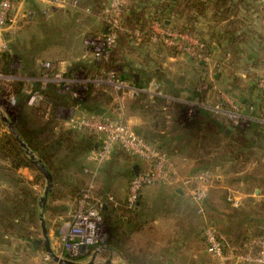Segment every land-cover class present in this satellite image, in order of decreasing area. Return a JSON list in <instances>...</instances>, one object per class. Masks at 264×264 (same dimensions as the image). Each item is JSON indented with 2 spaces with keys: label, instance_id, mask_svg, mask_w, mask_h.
<instances>
[{
  "label": "rangeland",
  "instance_id": "rangeland-1",
  "mask_svg": "<svg viewBox=\"0 0 264 264\" xmlns=\"http://www.w3.org/2000/svg\"><path fill=\"white\" fill-rule=\"evenodd\" d=\"M136 1V0H135ZM139 1V0H138ZM82 2V1H81ZM153 2V0L148 1V4ZM134 0H126L125 5H132ZM83 4V3H82ZM214 4L215 0L210 2L209 9L205 12L204 15L198 16L199 20L196 24L197 26V35L200 36L206 43H211L213 41H220L223 43L219 50L213 53L210 58V68L208 71L205 72V78L198 77V72L196 71L193 76L191 73H188L183 68L185 62L183 59L191 58L190 54L180 51V57H183L182 60H173V61H159L158 59L156 62L159 65V70L157 73H161L160 76L166 78L165 73L163 72V67L165 70L170 71V74H173V79L176 81V85H180L179 87H192L195 82L197 81V87L199 90L202 89L201 84L206 83H214L217 88L223 90L228 97L229 100L237 103L238 99L234 96L237 95L238 91H243L247 89L249 86L255 87L257 83V79L259 78V74L257 70H251L250 64L251 61L248 58V54L251 50V46H253V38H258L264 42V0H247L243 5L244 9L240 13L241 17L244 19V25L240 30V43L238 46H231L227 43L225 38V33L228 27V21H222L220 16L214 14ZM52 3L47 5V9L50 10V13H44L42 11L43 6L34 5L36 8V14L34 18L30 21H21L16 28H12L7 33L6 39L10 45V49L12 52L13 60L10 63V71L9 73L5 72L4 67L2 68V64L0 63V69L6 75H12L13 78L11 81L8 80H0V106L4 107L6 98L9 93H12V85L15 82L23 81L26 85H29V79L33 78L36 82L43 84L39 80L41 75L39 76V67L40 63H44L45 61H51L54 69L57 68V63L59 61H65V68L63 70H58L63 73V77L67 79H74V80H81L87 79L89 76L93 77V73H91L92 66L87 69V66L83 65V59L73 58L75 55L74 51L70 50L65 43L70 39H79L81 40L88 36L98 35L100 32V22L94 21L91 17L92 14L85 13L83 11H79L75 8H72L70 12H65L64 8H59L58 12L53 13ZM54 7H57L53 5ZM233 19V18H230ZM74 21V24L71 23ZM85 36V37H84ZM54 39H58L59 43L57 45L54 43ZM80 40V39H79ZM83 43V41H82ZM251 44L250 45H247ZM156 44V43H154ZM238 47V48H237ZM129 48L130 51V59L131 61H136L141 58L142 54H138V51L133 48ZM168 49H172L169 47H165ZM243 51L245 54L241 60L237 57L235 51L237 49ZM255 48L257 51L254 50L257 54H264V43L259 42L256 44ZM121 49V48H119ZM144 51L148 53L149 50L146 48H142ZM179 51V50H178ZM129 53V52H128ZM112 55V54H111ZM117 57H121V53H116ZM37 59L40 62H34L32 65V70L36 72L35 74H30L24 70V61L22 59ZM248 58V61L246 60ZM222 61L225 66L217 61ZM239 60V61H237ZM87 61V60H85ZM183 61V62H182ZM99 62V61H98ZM221 62V63H222ZM93 63V62H92ZM35 64V65H34ZM80 64V65H79ZM37 65V66H36ZM39 65V66H38ZM68 65V66H67ZM76 65V66H75ZM79 65V66H78ZM93 65V64H92ZM99 65L103 68L106 63L101 61ZM198 65V64H196ZM34 66V68H33ZM36 66V68H35ZM186 66V64H185ZM69 67H74L72 71ZM38 68V70H37ZM254 68V67H253ZM74 70V71H73ZM216 72H221L224 75L223 82L217 85L215 83V77L213 78ZM248 72L250 73V78L243 77L241 73ZM261 74V73H260ZM132 76L134 74L132 73ZM172 76V75H170ZM195 77V78H194ZM135 78V77H134ZM39 80V81H38ZM48 83V82H47ZM59 86L62 90L61 93L68 94L70 98H72L74 104L71 105H64L58 108L59 117L61 119L65 118L68 119L72 115V111H74V107L83 108V112L89 113L88 106L92 103V98H97L98 96H104L103 92V85H97L96 83H87V84H79L77 83H69L70 85L68 88L62 86L64 83H60ZM178 87V86H177ZM201 88V89H200ZM70 91L76 92L77 97H74L70 94ZM202 91H206L202 89ZM206 96L203 100H190V98H182L183 96L180 95H172L171 97H165L164 103L171 106L173 109L168 107L167 111H164L167 114H171L170 123L163 121L164 117L166 116L163 111L156 112L154 107L149 104L151 98L148 95H144L143 97H138L137 99L130 100L133 105L141 107V110L144 113V117H153L154 121L159 123V129L169 131L170 135L168 140L164 141L163 143H157L158 146L162 147L166 150L178 163L179 168H181V164L185 166L186 164V153L187 151L190 152L192 159L195 160V167L197 170L208 169L215 173V175H223L225 176V185L235 186L236 183L232 182V179L235 177V171H242V174H238L237 177H250L249 179L255 178H264V155L262 153H258L252 149H238L240 146L233 141V139H238L241 141L246 142L247 138L244 136H230L226 137L223 133L219 132L215 126L211 123H207L204 126L202 131L191 130L194 129V123L197 119L198 121V108L202 107L212 111L210 106H214L218 103L221 98L218 94H216L213 90L206 91ZM106 95H108L106 93ZM109 96V95H108ZM180 97V98H178ZM154 100V98H153ZM43 102V101H42ZM41 102V103H42ZM135 102V103H134ZM239 102V101H238ZM176 104H181L184 106V111L182 116L180 117V128L177 130L172 129L171 127L174 126L173 120L174 116L173 113L180 109L176 108ZM239 104V103H238ZM30 108H35L32 105H28ZM41 108V109H40ZM241 109V108H240ZM44 104L42 103L39 107L38 111H35L33 116L30 115L29 117V125L35 126L36 122L40 121L42 123L50 120L49 117H46L43 114ZM88 110V111H87ZM40 111V112H39ZM30 113V111L28 110ZM5 115L11 119L13 124L20 122V109L17 106L16 100L14 106L9 109H5L3 111ZM214 113V112H213ZM40 114V116H39ZM214 116L218 120L225 121V125H228V120L232 121L234 125L241 126L236 124L234 119L230 116L226 115L225 113H214ZM125 118V117H124ZM202 118L200 117V120ZM54 125L58 129H64V125L61 121L55 119ZM193 124V128H189ZM173 125V126H172ZM196 126L198 124H195ZM135 129V126H132ZM241 129L246 133H249V128L251 126H241ZM188 132L189 138L187 136L183 137L181 140H176V137L179 135ZM195 132V133H194ZM78 133V132H76ZM139 133V132H137ZM78 135V134H77ZM142 137L146 138L149 141H153L149 135L141 134ZM175 137V138H174ZM248 137V136H247ZM171 138V139H170ZM235 140V141H236ZM191 141V142H190ZM237 147V149L235 148ZM236 149V150H235ZM234 151V152H233ZM258 153V154H257ZM190 157V158H191ZM60 160V158H59ZM134 162V158L128 155L126 152L121 150L119 147L115 148L110 156L103 161L98 167L96 164H84L80 169L76 170H69V169H60V177L58 178L57 183H53L52 191L48 195L46 200L47 210L42 208V212H44V219L47 224L48 232L53 233V240L54 242L57 240L56 235L59 226L62 223V220L69 217L71 213H73L74 209L77 207V200H75V196L77 192H85L89 191L90 195L97 201L100 200L101 202L106 201L101 197V195L105 194L107 191L108 195H117L118 190H120L124 184L129 185V182L132 178V163ZM60 165V164H58ZM90 168L91 172L86 173L84 168ZM249 169V170H248ZM248 170V172H247ZM96 171V174L93 172ZM192 172L188 173L190 175ZM216 181V178L214 182ZM264 182V181H263ZM47 179L43 178L40 185L36 186L35 192L40 197L44 196L45 189L47 186ZM71 184V185H69ZM238 184V183H237ZM256 184H246L243 185L241 188L243 190H249L251 195L254 194V189ZM111 186V188H110ZM151 191L146 194L145 198V207L143 208V217L140 218L141 223L144 224L145 230H149L151 227V219L153 218L152 211L156 208V203L154 200L157 199L158 195H164V205L165 208H174V203L172 199L167 201L168 197V185H154L150 186ZM219 189V190H218ZM217 193L210 197V191L208 189V198L205 202L206 206V217L205 222L204 220L199 219L198 212L196 209L193 208L190 204V200L187 198L186 200L182 201V206L186 207L189 206L190 212L193 213V216H197V220L194 219L190 220L191 225L195 227L194 235L198 238V245H196L192 250L189 252L184 251V253L179 256L178 262L176 264H187L192 260H202L206 264H212V260L214 259L213 255L206 250V247L203 242V228L204 225L209 223L215 222L220 234L231 243L229 237L235 238L236 235L241 231V227L236 226V219L237 217H242L245 215V212L239 211L236 212L237 208H233L230 203L226 199V192L223 188H216ZM241 190V189H240ZM262 191L264 192V185H262ZM145 192V189L144 191ZM2 193V192H1ZM122 193V192H121ZM120 194V193H119ZM171 195V194H169ZM121 197L120 195H117ZM173 195H171V198ZM120 200H123L122 198ZM214 200V202H213ZM255 200H259L258 203L264 202V197L259 196H251V203H254ZM242 208V206H241ZM240 208V209H241ZM177 209V208H176ZM152 210V211H151ZM235 211V212H234ZM41 212V213H42ZM232 218H234L232 220ZM190 225V224H189ZM34 235L38 239H43V232L41 227V220L34 229ZM146 235V234H145ZM145 236H138L132 233L130 235V239L125 245L123 251L115 252L108 248L106 243L105 248L99 253L98 258L96 259L94 264H137L140 261L137 259V252L138 247L143 244ZM109 238V232H108ZM149 239V238H148ZM51 246L54 251L60 255L61 249L59 245L55 242L54 245ZM198 246V247H197ZM150 247V246H149ZM148 247V248H149ZM39 252H35L30 250L24 255L22 264H58L55 262L52 257L46 252L44 247L39 248ZM151 252V251H150ZM150 252H146L143 254L147 257L144 261H141L142 264H151V257ZM118 255L122 256L121 258L117 257ZM139 255H142L140 252ZM66 256V253L64 254ZM136 257V258H135ZM141 257V256H140ZM192 257V258H191ZM82 263H88L91 261V258H85L80 260ZM214 261V260H213ZM241 264V263H238Z\"/></svg>",
  "mask_w": 264,
  "mask_h": 264
},
{
  "label": "trees",
  "instance_id": "trees-1",
  "mask_svg": "<svg viewBox=\"0 0 264 264\" xmlns=\"http://www.w3.org/2000/svg\"><path fill=\"white\" fill-rule=\"evenodd\" d=\"M80 1L90 9L91 14L99 17L109 0ZM148 1L150 0H134L135 3L125 6L122 21L123 30L119 32L117 42L110 51L109 59L103 61L106 65L102 68L98 61H94V65L90 71L93 75L100 74L111 68L116 69L120 63V58L116 55L117 52L123 54L125 49L129 50L128 47L133 48L135 45L141 46L144 44H154L151 41V35L154 32V23L171 26L175 29L187 31L192 34H198L196 26L199 20L198 16L205 14L210 7V2L213 0H153V2L149 4ZM246 1L247 0H215L213 9L214 14L219 15L222 21L229 22L227 30L224 32V39H226L227 43L232 47L238 46V43L241 41L239 32L245 22L240 13L244 9L243 5H247L245 4ZM175 19H181L183 20V23H180L179 21L176 22ZM137 32L140 34L137 35ZM222 44L223 43L220 41L206 43V47L203 50V56L209 58L213 53L220 49ZM154 45L162 46L161 43H156ZM163 47L165 48L166 46ZM168 51L173 55H179L180 52L173 48L168 49ZM240 52L239 49L235 51L237 56H239ZM193 58L197 60L200 65H202V62H205L203 60H198L195 57ZM12 60V53H0V63L2 64V68L4 67V71L7 73L10 71L9 67ZM22 61H24V69L26 71L35 73L30 71L32 70L31 68L35 61L34 59L24 58ZM118 74L125 79L132 81L135 80L134 76L130 73L119 71ZM147 81L148 80L145 82ZM135 83L139 86L141 85L140 81H136ZM103 87L102 90L105 93H102V95L104 94L105 97L98 96L97 98H92V103L88 106L90 111H94L101 105L100 101L106 98V93H110L109 96L107 95L106 103L113 99L114 95L112 90L106 86ZM59 88L60 87L54 83H49L44 88L39 84H33L31 88L32 90H30L23 81L15 82L12 85V94L16 100L18 108L20 109V122L13 125L18 131L20 139L35 155L36 160L40 161L50 172L52 175V183L54 184L57 183L58 178L62 175L60 169H80L83 163L81 157L84 155L86 156L96 145V138L90 133L82 132L83 134L80 136V134L77 135L75 133L76 131L70 128L56 129L54 120L56 119L55 112L57 109L60 106L73 104L70 96L61 93ZM157 88L160 89L159 86H157ZM34 90H40L43 96L42 100L45 103V109L42 112L46 114L49 112L47 111L48 106L51 107L49 114L50 118H52L47 120L42 126L29 125L30 114L39 110V107L30 108L28 106V99ZM189 91L190 100H203L207 93L206 91L199 90L197 84L193 88H190ZM154 100V109L156 111L162 112V107L161 110H159L160 106H169L164 103L166 100L162 96H156ZM175 107L180 109L176 111V113H173L175 119L174 122L177 124L180 122L184 106L176 104ZM169 108L173 109L171 106H169ZM196 116H198V121L197 119L195 121V123L198 124L195 127L196 130L201 129L202 131L207 123H211L226 137L230 138V136L234 135L247 138L248 136V133L243 131L239 126L234 125L232 121L228 120V125H225V121L216 119L213 112L208 109L199 107ZM200 117L203 120H200ZM5 124L7 123L3 121L0 116V127ZM192 126L193 124L190 127L193 128ZM253 128L255 130L258 128L263 130V128L257 123H252L249 130ZM150 137L153 140L152 143L155 144L163 143L168 140L167 138L166 140H161L158 136ZM181 139V135L176 137V140ZM235 140L236 139H233L236 145L238 144V146H240L238 149L249 148L248 139L246 142L238 139ZM160 148L163 149L162 147ZM235 148L237 149V147ZM0 158L9 163V165L0 164V177L10 184L9 188L4 189L2 193H0V231L2 232V235H15L25 239L37 249L41 246L44 247V240L38 239L34 235L35 231L33 230L38 226L40 215L43 210L41 202L42 197L36 194L34 186L35 184L40 185L42 179H46V177L37 166L34 159L31 158L30 154L27 153L26 149L17 140L16 135L11 131L9 133L0 132ZM23 167H28L35 173L33 180H27L19 173V170ZM82 194L83 192H77L74 197L75 200H78ZM101 197H103L107 204L106 208L102 211V214L109 232V238L107 240L108 248L121 253L129 241L132 232L144 226L140 221V218L143 217V208L141 207V204H138L133 209L127 208L125 200L121 201L120 199H116V197H113L111 200L107 191L105 194L101 195ZM44 209L47 210L46 204ZM251 236L264 237V230H258L252 234H247L244 230H241L235 238L229 237V240L233 244H239L244 243Z\"/></svg>",
  "mask_w": 264,
  "mask_h": 264
},
{
  "label": "built area",
  "instance_id": "built-area-1",
  "mask_svg": "<svg viewBox=\"0 0 264 264\" xmlns=\"http://www.w3.org/2000/svg\"><path fill=\"white\" fill-rule=\"evenodd\" d=\"M60 8L78 7L79 0H44ZM19 0H0V53L11 52L10 45L6 39L7 33L12 26L19 21L18 11ZM126 0H109L102 14L99 16L108 27L106 33L88 36L83 44L88 48L96 61H107L110 51L117 42L119 32L123 30L122 21ZM86 11L91 13L90 9ZM154 32L151 35L153 43H161L163 46L177 49L190 54L198 60L208 61L204 57L203 50L206 42L197 34L175 29L171 26H164L158 23L153 25ZM137 35L140 33L137 32ZM61 71L55 70L51 61L43 63V71L39 80L43 85L55 83L68 88L69 83H96L112 90L114 108L118 116L107 112L102 115L91 113L73 114L70 117V124L74 130L92 134L96 138V145L86 155L88 163H94L97 167L105 161L115 148H120L131 157L145 162L148 166L144 171L134 175L128 185V193L125 198L127 208H135L141 195L149 186L170 185L174 182L183 183L187 188L189 198L197 205V211L206 217L205 202L208 198V189L214 183L216 175L211 170L205 169L194 174L181 177L177 161L157 144L142 137L124 118L125 103L128 100L137 99L142 95L154 98L162 95V91L154 86H139L134 81L125 79L118 74L115 68L94 74L87 79L74 80L63 77ZM12 75H6L0 69V80L11 81ZM202 89L214 91L221 100L212 107L220 113H225L234 119L236 124L251 126L252 123L259 124L264 131V72L257 79V90L261 98V105L254 115L244 113L238 103L229 100L225 92L214 83L201 84ZM201 89V88H200ZM201 89V90H202ZM74 97L77 93L70 91ZM43 96L40 90H34L30 94L28 104L35 106ZM15 104L12 93L6 98L5 106H0L3 112ZM49 115L47 112L46 116ZM238 126V125H237ZM239 126V127H241ZM86 173L91 172L85 167ZM96 174V171L93 172ZM112 200L113 197H110ZM226 199L234 208L240 207V198L236 189H226ZM77 207L73 213L64 220L57 231V242L61 249L60 256L80 261L85 258H92L105 248L108 240V227L102 214L101 205L103 202L95 200L89 191L83 192L77 200ZM203 239L206 250L210 252L219 262L227 264L233 261L235 264H264V237H250L244 243L230 244L221 234L214 222L203 228Z\"/></svg>",
  "mask_w": 264,
  "mask_h": 264
},
{
  "label": "crops",
  "instance_id": "crops-1",
  "mask_svg": "<svg viewBox=\"0 0 264 264\" xmlns=\"http://www.w3.org/2000/svg\"><path fill=\"white\" fill-rule=\"evenodd\" d=\"M48 4H50V2H47L44 0H19L18 11L20 14V17H19L20 19H19L17 25L12 26L10 29L16 28L21 21L32 20L36 14V8H34V5L43 6L42 11L44 13L49 14L50 10L47 9ZM51 6L53 9V13L58 12L60 10L59 9L60 7L58 8V7H54L53 5H51ZM72 8H75L79 11L81 10L85 13H88L86 11L87 7L84 4H82L80 0H79L78 7L64 8L65 9L64 11L68 13L72 10ZM88 14H91V13H88ZM91 16H92L91 18L94 21H96L98 23L100 22V24H101L99 34L101 32H104L106 27H105L104 22L100 19V17H98L94 14H92ZM175 21L176 22L179 21L180 23H183V20H181V19H175ZM71 23L74 24V21H72ZM85 38H83L82 40H81V38H79L80 40L79 39L78 40L77 39H74V40L70 39L65 44L70 50L74 51L73 55H75V56L73 58L79 59V57H80V59H83L84 62H87V63H83V65L87 66V69H89V67L94 65L93 63L96 60H95L92 52L88 48H86L84 46V44L82 43V41H84ZM58 41H59L58 39H54V43L56 45H57V43H59ZM252 42L254 43L253 46H251V44L247 43V45L251 46V50H252L249 53H247L249 56L248 58L250 59L249 61H251L250 66H252L250 71L251 70H253V71L257 70L258 74L261 75L264 72V54H262V57L260 59L259 56H261V54H257L256 52H254V50L257 51V49L255 48L256 44H258L259 42H262V43H264V42L258 38H253ZM143 47L148 49L149 52L147 53L146 50L144 51V49H142ZM134 49H136L138 51V54H140V55L142 54L141 55L142 57L136 61H131L132 59H130V51L128 49H125L123 51V54H121L120 63L118 65V67L116 68V70L118 72L124 71L125 73H130V74L133 73L134 77H135V75H137V78L135 77L134 82L140 81V83H141L140 86H144V87L149 86V85L154 86V87L159 86L160 91L163 90L162 91L163 93H162V95H158V96H162L164 98L165 97L167 98V97H171L170 94H172V95L177 94V95L183 96L182 98H188V97L190 98V91L189 90H190V88H193L196 85L197 81L195 82V84L192 87L185 86V87L181 88V87H179L180 86L179 84L176 85L177 84L176 81L172 78L173 74H170L171 73L170 71L165 70V67H163V72L165 73L166 78L163 76H160L161 73L160 74L157 73V71L159 70L158 66L165 63V62L162 63V61H166V60L173 61L176 59L182 60L183 57H180V54L179 55H173L166 48H164L163 45L160 46V45H154V44H144L141 46L135 45ZM244 54L245 53L243 51L240 52L239 56H237L239 58V60H241V58H243ZM248 58H246L247 61H248ZM157 59L159 61H161V63L159 65H157L156 62H154ZM34 60H35L34 61L35 63L40 62L35 58H34ZM85 60H87V61H85ZM183 60L186 64V66L184 64L183 68L185 69V67H186L187 68L186 70L188 71V73L192 74L191 76H193L196 71L198 72V75H197L198 77H196V80L199 77H201L202 79L206 77L205 72L208 71V69L210 68L209 67L210 66V58L208 59V61L202 62V65H200V63L197 60H195L193 58V56H191V58L188 57V58L183 59ZM239 60H237V61H239ZM221 62L222 61H219V60L217 61V63H220L223 66H225V64L223 62L222 63ZM196 64H198V65H196ZM36 66H35V68H36ZM61 67L62 68L66 67L65 61L64 62L59 61L57 63V68L55 70H60V69L63 70ZM33 68H34V66H33ZM73 68L74 67H71V68L69 67V69L71 71ZM37 70H38V68H37ZM42 71H43V63H40L39 73H38L39 76L42 74ZM35 73H30V74L33 75ZM170 75H172V76H170ZM241 75L243 77L249 76V78H250L251 74L248 72H246V73L243 72V73H241ZM140 77H141V80H140ZM214 77H215V79H214L215 83H217V85L219 86V84H221L223 82L224 75H222L221 72H216L214 74L213 78ZM146 80H148V81L145 82ZM28 83H29V85H26V86L30 90H32L31 88H32L33 84H39L42 88H44L47 84H49V83H47L46 85L40 84V83L36 82V80H34L33 78H30ZM59 90H60V92L62 91L60 88H59ZM109 94L110 93H108V95ZM143 96L144 95H142L141 97H143ZM234 97L236 99H238L239 102L237 101V103H239L241 110L244 113L256 114L258 112L260 105H261V98H260V95L258 93L256 84H255V87L249 86V87H247V89H244L243 91H238L237 95H235ZM171 98H173V97H171ZM178 98H180V97H178ZM106 99H107V95H106V98H104L102 101H100L101 105L98 106L97 108L103 107L106 109L107 113H109L113 116H118L119 115L118 111L114 108V105H113L114 96H113V99L108 103H106L107 102ZM42 101L43 100H40V102L37 105H35L34 107L35 108L40 107V105L43 103L44 109H45V103ZM71 102H73L72 98H71ZM73 104H74V102H73ZM149 104L155 108V100H153V98H151ZM166 105H168V104H166ZM161 107H162L163 113L166 115L164 117L163 121L167 122V124H168V123H170L171 114H167V112L165 113L164 111H167L169 106H167V107L165 105L160 106L159 110H161ZM212 107H214V106H210L211 110H213L214 113H219L218 111H216ZM74 109L75 110L72 111V115L73 114L80 115L81 113H83V111H82L83 108L82 109L80 108V110H78L79 107L75 106ZM47 111H49V113H50L51 107L48 106ZM94 111H90L89 113L94 112ZM156 112H158V111H156ZM34 113L35 112H32L30 115L33 116ZM214 113H213V115H214ZM58 115H59V113H58V109H57V111L55 112L56 119L62 122V124L64 125V129H69V128L73 129L71 127V124H70V118L61 119ZM6 116L8 117V115H6ZM39 116H40V114H39ZM46 117H49V115ZM124 117L129 122V124L131 126H135V130L141 134H145V135H149V136H153V137L158 136L161 140H166V138L168 139V137L170 135L169 131L167 132L165 130L159 129V123L157 121H154L153 117H150V118L144 117V113L141 110V107L133 105L130 102V100H128L125 103ZM8 119L11 121V119L9 117H8ZM174 120L172 121L174 126L172 125L173 127H171V128L174 130H177L180 128L181 122L180 123L178 122L179 124L178 123L175 124ZM201 120H203V119H201ZM44 123L38 121L35 123L36 124L35 126H42ZM195 124L196 123H194V129H191V130L196 129ZM189 128H191V127H189ZM56 129L58 130L57 127H56ZM10 131H11V129L9 128L8 124L2 125L0 127L1 133H9ZM74 131L78 132V133H76V132L75 133L80 134V136L84 133V132L82 133V132L77 131V130H74ZM197 131H201V129L197 130ZM181 136H182V138L185 136H187V139L189 138L187 131L185 133L181 134ZM247 139L249 140V143H248L249 148L248 149L255 150L258 153H262L264 155V132H263V130H261L259 128L256 130L254 128L249 130ZM190 157H191L190 152L187 151L186 158H185L186 164H185V166L183 164H181V168H179V172H180L181 177L188 176V173H190V172H192L191 174H194L197 171L202 170V169H199V170L196 169L195 160L192 159V157L191 158ZM132 158H134V157H132ZM81 161L84 164H91V163H88L86 161L85 155L81 157ZM0 164L9 165L8 161L2 160L1 158H0ZM135 166L138 167V172H139V171H144L148 165L145 162H143L137 158H134V162L132 163V174H133V176L135 175V172H134ZM69 170L72 171L74 169L72 168ZM248 170H247V172H248ZM19 173L22 174V176L24 178H26L27 180H33L34 179L35 173L31 169H29L28 167L21 168L19 170ZM233 173H234L235 177L232 179V182H230V183H236L237 182L238 184L237 183L234 184L235 186L225 185L224 184L225 183V179H224L225 176L216 175V181L209 187L210 197L212 198V195L217 193L215 190L216 188H223V189H225V192H226V189L229 187L236 189L237 195L240 198L241 205H240V207H237V209L235 211L236 212H239V211L245 212V215H242V217H237L236 226H238V227L240 226L241 230H244V232H246L247 234H252L253 232H256L258 230H260V231L264 230V202L261 203V205L258 203L259 200L254 201V203H256V204L251 203V196H253V195L259 196L261 198L264 197V192L262 191V185H264V182H263L264 178L253 177V179L250 180L249 179L250 177H237L238 174L243 173L242 171H235ZM252 183L257 185V186L255 185L256 187L254 189L253 195H251L249 193V190H243L241 188L245 184L247 186H249V184L251 185ZM36 186H38V185L35 184L34 187L36 188ZM168 186H170L168 192H169V194L173 195V197L171 198V195L168 194L167 201L172 199V202L175 204L174 208H172V209L171 208H169V209L165 208V205H164L165 197H164V195H162V194L158 195L157 199L154 200V202L156 203V206H154V207H156V208L153 209L154 211L151 210L152 214H153V218L151 219V225H150L151 228L147 231V230H145L146 228H144V226H143L142 228H140L138 230H134L132 232L135 235H138L139 237L145 236L144 240H143V244L138 247V250H136V252H137L136 257L140 261V263H137V264H142L141 261H143V260L145 261L147 259V257L143 254H146V252H150V251H151L150 255H148V256L151 257V264H176V261L177 262L179 261L178 257L181 256L184 253V251L189 252L190 250H192V248H194L196 245H198L199 240L194 235L195 227L192 226L193 225L192 223H190L191 219H194V221H196L197 216H193V213L190 212L191 210L189 209V206H186V207L182 206V201L186 200L187 198L189 199L186 186L180 182H174L173 184H170ZM9 187H10V184L0 177V193L4 189H7ZM110 188H111V186H110ZM118 191L120 194L117 192V195H120L121 197H118L117 195H115V196L110 195V197H116V199H118V200L121 198L123 200H125L127 193H128V185L124 184V186ZM150 191H151V187L149 186L145 189V192L142 193L141 198H140V202L138 203V204H141L142 207H145V205H146V202H145L146 196L145 195L148 194V192H150ZM123 200H121V201H123ZM213 202H214V200H213ZM144 203H145V205H143ZM190 204H192L191 206L196 209V212H198L197 211V205L192 200H190ZM241 206H242V208H241ZM198 217H199V219L204 220V222H205L204 216H202L201 214L198 213ZM233 219L234 218H232V220ZM49 237H50V240L52 241V245H54L55 242L58 244L57 240L54 242L52 232H49ZM56 239H57V235H56ZM203 242H204V239H203ZM204 245H205V243H204ZM30 250H33L37 253L40 251L39 248L38 249L35 248L27 240L22 239L20 237H17L15 235H7V234L2 235V232L0 231V264H22L23 258L26 257V256L24 257V255H26L27 252ZM140 252H142V255H139ZM117 257L121 258L122 256L118 255ZM213 258H214L213 259L214 261L212 260V264H219L218 260L215 257H213ZM190 260H191V262H188L187 264H206L205 262H203L200 259H198V260L190 259ZM44 264H45V262H44ZM227 264H235V263L233 261H228Z\"/></svg>",
  "mask_w": 264,
  "mask_h": 264
},
{
  "label": "water",
  "instance_id": "water-1",
  "mask_svg": "<svg viewBox=\"0 0 264 264\" xmlns=\"http://www.w3.org/2000/svg\"><path fill=\"white\" fill-rule=\"evenodd\" d=\"M107 30H108V27L105 28L104 33H106ZM135 77L137 78V75H135ZM105 112H106V109L103 107H99L94 111V113L98 114V115H102ZM0 116L2 117L3 121H5L9 125V128L11 129V131L16 135L17 140L26 149L27 153L30 154L31 158L34 159L35 163L40 168V170L44 173V175L47 179L48 183H47V186L45 189L44 196L41 199L42 208H44L45 204H46V200L48 198V195L52 191V186H53L52 175L50 174V172L47 170V168L40 161L36 160L35 155L27 148L26 144L20 139L18 131L14 127L13 123L8 119V117L1 110H0ZM134 172H135V175H138L139 172H138L137 166L134 167ZM106 206H107V204L105 202H103L101 205V210L103 211L106 208ZM40 220H41V227H42V232H43V240H44L45 250L52 257V259L55 262H57L58 264H94L95 263L96 254L93 255V257L91 258V261H89L88 263H82L81 261H75V260L70 259L66 256L58 255L51 246L47 224H46V221L44 219V212L41 213Z\"/></svg>",
  "mask_w": 264,
  "mask_h": 264
}]
</instances>
